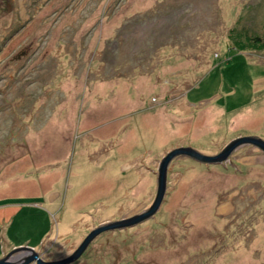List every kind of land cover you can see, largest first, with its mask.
<instances>
[{
  "label": "rangeland",
  "instance_id": "374dc122",
  "mask_svg": "<svg viewBox=\"0 0 264 264\" xmlns=\"http://www.w3.org/2000/svg\"><path fill=\"white\" fill-rule=\"evenodd\" d=\"M245 34L264 37V0H0V252L62 259L149 209L172 149L264 140V48ZM167 188L73 264H264L257 148L179 156Z\"/></svg>",
  "mask_w": 264,
  "mask_h": 264
},
{
  "label": "water",
  "instance_id": "95a60500",
  "mask_svg": "<svg viewBox=\"0 0 264 264\" xmlns=\"http://www.w3.org/2000/svg\"><path fill=\"white\" fill-rule=\"evenodd\" d=\"M242 145H252L264 154V140L256 136H240L226 144L216 155H205L192 147H177L169 151L159 162L157 193L151 207L144 212L113 222L98 225L90 230L78 247L67 257L58 260H46L34 248L26 246L14 249L0 258V264H73L77 262L88 247L100 235L108 231L125 229L152 219L161 209L168 193V170L171 162L179 156L191 158L202 164H221L228 160L231 154Z\"/></svg>",
  "mask_w": 264,
  "mask_h": 264
},
{
  "label": "crops",
  "instance_id": "0c3cea01",
  "mask_svg": "<svg viewBox=\"0 0 264 264\" xmlns=\"http://www.w3.org/2000/svg\"><path fill=\"white\" fill-rule=\"evenodd\" d=\"M94 116H95V114H94ZM165 127V124L164 125H162V126H160L159 128H157V131H159V132H161V133H163L164 132V128ZM156 130V129H155ZM156 132V131H155ZM240 137V136H239ZM2 194V193H1ZM1 196V195H0ZM57 195L55 194V195H53V198H55ZM4 196H2V197H0V199L1 198H3ZM1 201V200H0ZM13 221H14V219H13ZM13 224H14V222L12 223V226H13ZM100 224V223H99ZM59 233H60V231H59ZM59 233H57V235H56V239L55 240H53V242H51V246L50 247H48L47 248V250L48 251H50L53 247H55L59 242H61V244L62 243H65V242H68V241H70L69 239H66L65 237L63 238L62 236H60V234ZM64 233H66V231H64ZM60 239H63L62 241H59ZM65 240V241H64ZM64 241V242H63ZM40 243H42V245H41V247L43 248L44 246H45V244H46V240H45V242H42V237L41 238H39V242H38V244H40ZM30 244H28V246H29ZM32 247H35V246H32ZM15 248V247H14ZM36 249V248H35ZM11 250V249H10ZM36 251H38L37 249H36ZM7 253H1L0 252V258L2 257V256H4V255H6ZM63 257H65V256H62L61 258H63ZM57 259H60L59 257H57V258H50V260H57Z\"/></svg>",
  "mask_w": 264,
  "mask_h": 264
},
{
  "label": "trees",
  "instance_id": "16d2710c",
  "mask_svg": "<svg viewBox=\"0 0 264 264\" xmlns=\"http://www.w3.org/2000/svg\"><path fill=\"white\" fill-rule=\"evenodd\" d=\"M235 30L236 29H233V30H231L230 32H231V34L233 35L234 33H235ZM239 30L240 29H238V30H236L238 33H239ZM240 35H242V34H239L237 37H239ZM245 36L247 37V42L249 43V44H251L250 46H252V47H254V48H264V42H263V39H264V37H259V36H257V35H253V36H250V35H246L245 34ZM240 43V42H239ZM243 47V46H242ZM245 47V46H244ZM114 67L116 68L115 70H119L120 69V67H121V65L119 64V63H117V64H115L114 65ZM114 77H121V76H114ZM112 232H114V231H112ZM104 234V233H103ZM90 247V246H89ZM88 247V248H89ZM88 250V249H87ZM86 250V251H87ZM86 253V252H85ZM84 253V254H85Z\"/></svg>",
  "mask_w": 264,
  "mask_h": 264
},
{
  "label": "flooded vegetation",
  "instance_id": "af4514ba",
  "mask_svg": "<svg viewBox=\"0 0 264 264\" xmlns=\"http://www.w3.org/2000/svg\"><path fill=\"white\" fill-rule=\"evenodd\" d=\"M143 211H144V210H141V212H143ZM141 212H139V213H141ZM139 213L137 212V213H134L133 215H135V214H139ZM131 216H132V215H131ZM128 217H129V216H128ZM116 219H117V220H120V219H122V217H118V218H116ZM109 222H111V221H109ZM105 223H107V222H105ZM99 225H100V224H99ZM95 227H96V226H95ZM91 230H92V229H91ZM89 232H90V231H89ZM89 232H88V233H89ZM84 238H85V237H84ZM84 238H83V239H84ZM80 243H81V242H80ZM71 253H72V252H71ZM69 255H70V254H69ZM83 255H84V254H83ZM67 256H68V254H67L65 257H67ZM65 257H63V258H65ZM82 257H83V256H82ZM82 257H81L79 260H82ZM79 260H78V261H79ZM78 261H77V262H78ZM77 262H75V263H77Z\"/></svg>",
  "mask_w": 264,
  "mask_h": 264
}]
</instances>
